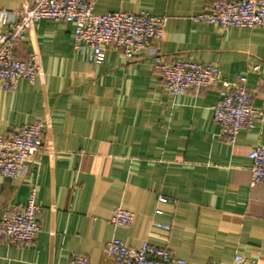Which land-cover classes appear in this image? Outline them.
<instances>
[{"label": "crops", "instance_id": "crops-1", "mask_svg": "<svg viewBox=\"0 0 264 264\" xmlns=\"http://www.w3.org/2000/svg\"><path fill=\"white\" fill-rule=\"evenodd\" d=\"M33 1L0 0V10ZM216 1L95 0L93 11L164 17L155 44L164 60L215 65L229 82L244 78L252 107L264 113V28L222 30L195 19ZM73 31L71 23L39 21L15 47L19 61L38 57L39 75L0 91V137L40 123L46 147L19 179L0 177V220L33 191L40 208L34 241L0 240V264H67L74 255L115 264L105 254L113 238L166 249L171 264H231L235 255L264 264V186L250 185L248 156L264 145V116L227 143L213 122L218 89L169 94L148 50L127 60L107 48L91 64L74 51ZM116 208L133 213L130 225L111 226Z\"/></svg>", "mask_w": 264, "mask_h": 264}, {"label": "built area", "instance_id": "built-area-1", "mask_svg": "<svg viewBox=\"0 0 264 264\" xmlns=\"http://www.w3.org/2000/svg\"><path fill=\"white\" fill-rule=\"evenodd\" d=\"M95 0H34L19 10H0V91H13L20 81L33 83L40 73L38 57L33 54L27 61L15 58V47L26 33L39 21L52 19L71 23L73 49L84 52L91 64H101L107 48L120 51L127 60L138 57L142 50L153 55L154 70L164 89L172 95H182L189 89L201 91L218 89L219 101L212 107L213 122L227 143H233L237 134L254 129L263 112L251 104L252 93L244 78L236 82L222 79L215 65L186 60L166 61L156 52L155 44L164 37L165 18L145 11L135 14L111 12L97 14L93 11ZM197 21L219 27L264 28V0H219L195 17ZM40 123L23 125L13 133L0 137V177L19 179L28 164L37 163L45 151ZM251 160L250 185L264 186V145H257L249 153ZM161 203L176 204V200L159 196ZM40 208L35 203L34 191L23 207H12L0 220V240L8 245H24L34 241L40 230ZM160 214V211H157ZM133 213L116 208L109 220L113 227H126L133 221ZM166 231L170 226L154 224ZM105 254L115 264H171L168 250L143 243L139 249L127 247L119 239L105 245ZM185 264L183 261H176ZM67 264H89L87 257L74 255ZM210 264H218L211 262ZM231 264H255L235 255Z\"/></svg>", "mask_w": 264, "mask_h": 264}]
</instances>
